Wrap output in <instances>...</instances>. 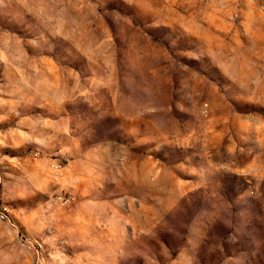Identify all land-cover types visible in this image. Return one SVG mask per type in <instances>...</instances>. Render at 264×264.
Returning <instances> with one entry per match:
<instances>
[{
    "label": "rangeland",
    "instance_id": "374dc122",
    "mask_svg": "<svg viewBox=\"0 0 264 264\" xmlns=\"http://www.w3.org/2000/svg\"><path fill=\"white\" fill-rule=\"evenodd\" d=\"M0 211V264H264V0H0Z\"/></svg>",
    "mask_w": 264,
    "mask_h": 264
},
{
    "label": "built area",
    "instance_id": "2783aa9c",
    "mask_svg": "<svg viewBox=\"0 0 264 264\" xmlns=\"http://www.w3.org/2000/svg\"><path fill=\"white\" fill-rule=\"evenodd\" d=\"M5 217V212L0 211V220L5 219Z\"/></svg>",
    "mask_w": 264,
    "mask_h": 264
}]
</instances>
